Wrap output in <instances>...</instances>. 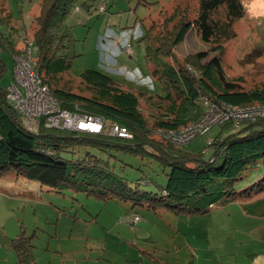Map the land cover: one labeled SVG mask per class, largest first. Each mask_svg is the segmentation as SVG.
<instances>
[{
  "label": "rangeland",
  "instance_id": "rangeland-1",
  "mask_svg": "<svg viewBox=\"0 0 264 264\" xmlns=\"http://www.w3.org/2000/svg\"><path fill=\"white\" fill-rule=\"evenodd\" d=\"M40 1H25V32H19L29 39L35 26L30 12ZM237 2L238 17L230 16L224 4L207 11L201 0H78L66 19L75 38L71 75L78 81L87 71L109 74L124 84L117 100L125 107L142 112L153 126L170 121L165 110L169 101H180V82L169 76L161 84L156 75L155 79L145 75L147 68L154 73L159 66L148 63L145 40L139 38L149 30L148 44L161 46L174 27L172 22L163 26L165 15L189 8L188 29L173 48L177 61H164L174 66L189 55L204 53L202 63L210 70L211 61L220 58L226 79L242 93L264 95V0ZM17 3L22 5L23 0ZM13 35L18 38L15 49L21 52L15 60L27 46L20 34ZM5 59L1 84L9 89L15 63L8 56ZM160 94L170 99L160 100ZM221 131L228 136L229 131L217 125L186 149L200 153ZM79 151L72 158L90 151L109 160L129 185L139 184L142 192L161 194L168 189L171 169L150 157ZM263 177L264 169H253L238 184L239 192L253 191L251 198L190 216L130 201H103L74 190L60 193L9 172L0 178V264H17L11 243L21 237L33 246L34 264H264V192L255 187ZM136 215L140 221L133 226L130 221Z\"/></svg>",
  "mask_w": 264,
  "mask_h": 264
},
{
  "label": "trees",
  "instance_id": "trees-1",
  "mask_svg": "<svg viewBox=\"0 0 264 264\" xmlns=\"http://www.w3.org/2000/svg\"><path fill=\"white\" fill-rule=\"evenodd\" d=\"M77 1L42 0L40 3L31 36L36 48L32 55L35 71L61 109L103 117L106 130L101 134H89L49 129L44 121L36 132L25 127L20 113L8 99L9 89L1 84L6 71L1 56L6 54L14 59L15 54L21 52L4 35L1 26L5 21H0V62L4 65V70L0 71V178L13 172L60 193L74 190L103 201H130L134 205H149L156 210L166 209L190 216L208 214L215 206H224L239 198H251L253 191L239 192L237 186L248 172L264 169V119L246 121L238 126L233 122L220 125L221 130L229 131L228 136L223 137L221 131L198 154L157 134L159 129L170 131L162 128L176 131L198 122L206 113L204 98L231 105H257L254 103L258 101L264 104L263 94L245 95L238 85L226 79L220 58L211 61L210 70L202 63L206 58L204 53L189 55L183 63L174 66L164 61V58L177 61L173 48L187 31L189 8L183 13L177 8L170 17L165 15L163 26L167 28L172 22L174 27L160 41L161 46L149 45V30L143 32L141 40H145L146 59L159 66L154 73L147 68L145 75L154 79L156 75L159 82L173 76L182 88L180 101H169L166 107L164 117L170 121L153 126L142 112L125 107L117 100L121 94L119 86L124 84L116 82L109 74L87 71L78 81L72 77L75 38L66 19ZM2 2L0 0V8ZM201 3L210 12L224 4L230 16L241 14L237 0H201ZM159 97L160 100L170 99L168 95L165 98L160 94ZM112 124L127 128L132 139L110 136L107 129ZM83 148L150 157L162 167L171 169L168 189L161 194L142 192L139 184L129 185L109 160L90 151L72 158ZM255 187L258 192H264V177ZM11 246L17 253V264H34L33 246L28 238L13 240Z\"/></svg>",
  "mask_w": 264,
  "mask_h": 264
},
{
  "label": "built area",
  "instance_id": "built-area-1",
  "mask_svg": "<svg viewBox=\"0 0 264 264\" xmlns=\"http://www.w3.org/2000/svg\"><path fill=\"white\" fill-rule=\"evenodd\" d=\"M26 42L24 54L14 60V80L9 88L8 99L20 113L25 127L32 132L38 131L41 121L49 129H61L89 134H101L106 130L103 117L84 114L80 111L63 110L57 100L50 94L49 89L41 83L35 71L33 61L34 48L27 34L21 32ZM1 51V50H0ZM128 52V51H127ZM206 108L205 115L195 123L179 130L162 131L157 134L175 144L187 146L193 140L203 136L214 126L233 122L240 125L246 121L264 119V104L259 105H231L224 102L215 103L208 98L203 99ZM107 132L110 136L122 139H132V133L125 127L112 124ZM140 221L139 216L131 219L135 226Z\"/></svg>",
  "mask_w": 264,
  "mask_h": 264
},
{
  "label": "crops",
  "instance_id": "crops-1",
  "mask_svg": "<svg viewBox=\"0 0 264 264\" xmlns=\"http://www.w3.org/2000/svg\"><path fill=\"white\" fill-rule=\"evenodd\" d=\"M25 1L26 0H23L22 5H20V4L17 3L18 0H3L2 6L0 8V10H1L0 21H5V23L3 24V26H1V30L3 31L4 35L8 38L9 42L13 46H15L16 48H18V47L14 43V40H15V38H17V36L16 35H13V33L20 34L19 30L21 31V29L23 30V28H24V24L22 23V15H23V12H24ZM13 2H14V7L12 6V3ZM41 2H42V0L40 1V3ZM40 3H39V6L34 11L32 10L30 12V14L32 15V18H33L32 23H33L35 17L37 15H39V12H40ZM36 10H37V12H36ZM143 36L144 35L142 33V36L139 39H142ZM17 42H18V38H17ZM5 56H8V55L3 54L1 56V58L3 60V63L6 65ZM8 57L10 58V61L14 65V60L10 56H8ZM0 69L1 70H4V65L1 62H0ZM146 74H148V73H146ZM246 213L248 215H250L252 212H246ZM262 215H264V212H262ZM191 264H194V263L191 262Z\"/></svg>",
  "mask_w": 264,
  "mask_h": 264
}]
</instances>
